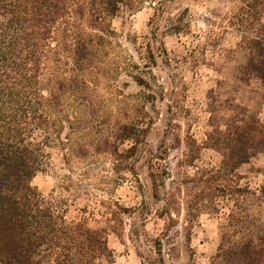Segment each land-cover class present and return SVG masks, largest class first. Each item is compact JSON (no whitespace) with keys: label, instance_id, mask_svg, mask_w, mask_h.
I'll return each instance as SVG.
<instances>
[{"label":"rangeland","instance_id":"obj_1","mask_svg":"<svg viewBox=\"0 0 264 264\" xmlns=\"http://www.w3.org/2000/svg\"><path fill=\"white\" fill-rule=\"evenodd\" d=\"M238 7L125 0L74 81L71 51L61 30L53 35L43 80L47 95L64 85L63 131L31 184L68 224L104 234L112 259L99 264H210L238 186L255 193L241 212L264 227V153L226 174L213 145L236 118L264 124V85L243 71ZM132 126L146 132L128 154Z\"/></svg>","mask_w":264,"mask_h":264},{"label":"trees","instance_id":"obj_2","mask_svg":"<svg viewBox=\"0 0 264 264\" xmlns=\"http://www.w3.org/2000/svg\"><path fill=\"white\" fill-rule=\"evenodd\" d=\"M237 1L233 23L242 35L240 49L248 52L243 71L264 85V0ZM124 3L0 0V264H99L100 259H112L103 233L82 223L68 224L31 182L47 163L45 148L61 141L63 131L64 85L58 83V92L47 95L43 80L53 35L61 30V47L71 51L74 81L89 66L93 39L106 36V24ZM74 125L69 126L72 132ZM134 128L125 127L122 136L133 143L125 150L128 154L146 132ZM216 132L213 145L223 157L226 174L264 153V124L256 117L236 118L224 132ZM248 193L255 195L237 187V211L230 214L210 264H264L263 222L241 212Z\"/></svg>","mask_w":264,"mask_h":264}]
</instances>
